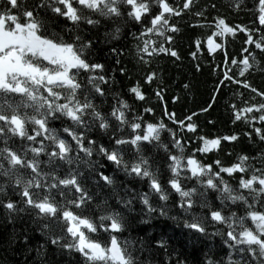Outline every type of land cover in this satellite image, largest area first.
I'll list each match as a JSON object with an SVG mask.
<instances>
[{"label": "snow or ice", "instance_id": "obj_1", "mask_svg": "<svg viewBox=\"0 0 264 264\" xmlns=\"http://www.w3.org/2000/svg\"><path fill=\"white\" fill-rule=\"evenodd\" d=\"M4 3L5 7L0 8V208L7 210L9 219L36 210V216L46 221L42 230L53 233L59 228L62 233H53L51 243L78 252L85 264H140L133 255L136 242L119 237L126 228L123 212L105 210L93 218L73 210L84 209L93 200L84 186L86 177L82 167L89 171L95 168L90 158L96 152L125 174L148 181V192L133 191L128 198L118 199L122 209L133 211L134 200L138 199L147 213H154L158 209L153 207L151 196L167 202L175 192L180 197L179 207L188 211L197 203L194 198H198L200 207L208 209L211 221L227 226L225 244L240 257L233 260L230 254L229 264H264V166L249 163L257 157L248 155H240L230 166H223L220 160L205 164L197 158V153L219 151L222 141H237V135L212 139L199 136L200 146L187 154L185 142L163 120L151 123L139 115L130 118L131 106L119 93H113L107 109L101 107L108 102L104 86L111 85L113 79L103 74L104 64L91 60L96 40L86 36V31L110 26L104 32L103 42L112 43L121 39L122 25L131 22L140 25L138 32L130 34L139 41L136 51L141 62L148 63L146 57L161 53L179 59L175 50L165 46L173 42V36L168 33L180 31L170 21L185 11L190 12L196 0H183L182 4L169 0H4ZM243 4L244 0H232L230 6L240 10ZM255 12L254 23L264 27V0H257ZM194 14L204 15L203 11ZM59 20L66 22L63 27ZM193 26L215 28L206 41L209 54L224 50L223 43H217L215 37H235L237 31L246 34L247 45H254L264 53V35L253 39V29L247 26H230L220 17L214 18L213 24ZM254 31L259 32L260 28ZM153 36L163 37V42L158 43ZM195 45L197 52L192 53L193 58L200 51L201 41H195ZM110 51L121 54L116 47ZM242 52L248 55L237 60L228 58L225 51L226 70L213 90L212 102L200 110L202 113L215 103L225 82L249 89L264 99V92L229 74L230 65L237 66L239 77L252 70L264 72L254 52L247 47ZM120 71L123 73L124 69ZM155 78V72L149 73L145 82L150 84ZM129 92L136 100H145L139 85L131 87ZM156 95L163 99L161 91ZM244 103L243 108L231 106L233 122L243 121L251 126L252 131L244 133L250 142L253 133L259 142H264V127L256 126L264 125V103ZM144 112L150 113L152 109L145 108ZM197 115L194 112L177 120L174 112L165 109V116L181 131L189 133L197 132L198 125L193 122ZM55 121L67 126L52 127ZM93 131L106 134L111 146L97 143L89 135ZM163 133L171 137L170 143L162 141ZM152 149L165 153L159 159L165 161L170 173L167 187L160 178L159 160L148 154ZM129 152L131 157L126 160ZM257 155L264 165V149ZM225 174L232 179L239 174L238 183H230ZM98 175L104 186L115 187L111 176L102 171ZM188 181H194V186L188 187L185 183ZM9 193L17 195L19 201L11 199ZM209 193L215 194L219 207L209 201ZM159 213L164 215V209H159ZM185 226L206 232L199 219L194 218ZM99 231L109 234L106 242L93 238ZM139 244L142 252V239ZM156 244L166 249L163 240Z\"/></svg>", "mask_w": 264, "mask_h": 264}, {"label": "trees", "instance_id": "obj_2", "mask_svg": "<svg viewBox=\"0 0 264 264\" xmlns=\"http://www.w3.org/2000/svg\"><path fill=\"white\" fill-rule=\"evenodd\" d=\"M169 2L182 4L183 0H169ZM231 3L232 0H196L190 12L185 11L182 16L172 18L170 22L175 23L180 31L168 33L173 36V42L165 44V46L175 50L179 59L161 53L151 58L146 57L149 60L148 63L141 62L136 51L139 41L133 39L130 34L138 32L140 25H133L131 22L128 25H122L121 39L112 43L103 42L105 40L104 32L110 30V26L86 31L85 35L96 40L91 60L104 64L105 72L103 74L113 79L111 85L104 86L108 92V102L102 104V108L107 109L112 101L113 93H119L131 106L130 118L139 115L143 116L146 122L151 123L163 120L169 128L177 132L178 138L185 142L187 154H191L200 146L199 136L212 139L235 134L239 137L237 141H222L219 151H213L206 155L197 153V158L205 164H213L214 161L220 160L223 166H230L237 162L240 155H248L257 157L255 161L250 160L249 163L261 167L264 165L260 163L257 153L264 149V142H259L254 133L252 142L249 141L244 133L251 132V126L243 121L234 123L231 106L235 104L237 108H243L245 101L259 104L264 103V99L249 89L225 82L226 86L221 88L209 111L203 113L200 111L207 108L212 102L213 90L223 78V71L226 70L224 68L225 51L228 58L240 60L243 56L248 55L242 52V49L247 47L249 51L255 53L259 67L264 68V53L255 49L254 45L245 43L247 36L244 32L237 31L235 37L230 35L224 38L215 37L217 43H223L224 50H217L214 54H209L206 41L215 28L193 26L213 24L214 18L220 17L224 18L230 26L241 25L253 29V39H259L261 35H264V27L254 23L257 0H244L240 10L231 7ZM213 4H215V8L211 7ZM3 7H5L4 0H0V8ZM197 11H203L204 15L196 16L194 13ZM58 23L63 27L66 22L59 20ZM258 27L260 31H254ZM151 38L158 43L163 42V37L153 36ZM197 40L201 41V48L197 56L193 58L192 53L197 52L195 45ZM112 47L120 50L121 54L111 53ZM117 60L120 62L117 63ZM230 66L232 68L230 75H235L240 80H247L252 87L264 92V72L252 70L245 77H239L237 66ZM121 69H124L123 73H121ZM152 72L156 73V78L150 84L146 83V76ZM137 85L145 95L143 101L136 100L134 95L129 92L131 87ZM157 91L162 92V100L157 97ZM241 93H243L242 96ZM97 103H100L99 99ZM145 108H151L152 112H144ZM165 109L168 112H174L177 120H182L194 112L199 113L193 117V122L198 125L197 132L181 131L165 116ZM252 115L258 114L253 113ZM65 126L67 125L60 121H55L52 124V127L56 128ZM256 126L264 127L260 124ZM89 135L96 139L97 143H103L106 147L111 146L106 134L93 131ZM161 139L164 143L171 141L168 133H163ZM148 154L159 160L158 166L162 171L160 178L167 187L166 181L170 173L166 170L165 161L159 159L165 153L162 150L152 149ZM130 157L131 153L129 152L125 159L129 160ZM90 159L95 168L89 171L82 167V170L85 171L86 177L83 181L84 186L92 195L93 200L86 208L73 210L93 218H98L99 215L104 214L105 210L123 212L126 228L123 233L119 234V237L121 240L127 239L136 242V250L133 255L138 257L140 264H208L209 261H212L213 264H229L230 254L233 260L240 259L239 254L233 252L225 244L227 226L211 221L208 209L200 207L198 198H194L197 199L194 207L186 211L179 207L180 197L175 192L170 194L167 202L160 201L157 196L152 195L151 202L153 207L158 209L157 212L147 213L138 199L134 200L132 206L134 210L129 212L122 209L118 199L120 197L128 198L133 191L135 193L148 192V181L125 174L123 170L118 169L116 165L106 161L96 152ZM66 168L67 166L61 169V176ZM101 171L114 179V188L104 186L98 175ZM225 179L236 185L239 174H235V179L229 178L225 174ZM185 183L188 187L194 186V181ZM9 196L14 201H19L17 195L9 193ZM214 196V193H209L208 199L215 207H219V201L215 200ZM59 199L57 197V200ZM104 201H107V204ZM161 208L164 209V215L159 213ZM194 218L203 223L206 228L205 233L185 226L186 223H191ZM45 222L36 216L34 209L14 215L9 219L7 210L0 208V264H85L84 258L78 252L61 249L51 243L50 236L53 233L56 235H62V233L59 228L54 229L53 233L42 230V224ZM108 236L107 232L99 231L93 235V238L106 242ZM141 239L144 242L142 252L139 250ZM160 240L166 243V249L157 247L156 242ZM64 242L66 241H62V243Z\"/></svg>", "mask_w": 264, "mask_h": 264}]
</instances>
